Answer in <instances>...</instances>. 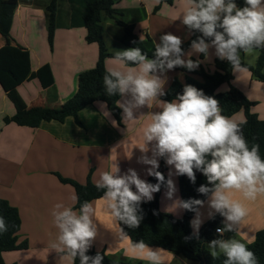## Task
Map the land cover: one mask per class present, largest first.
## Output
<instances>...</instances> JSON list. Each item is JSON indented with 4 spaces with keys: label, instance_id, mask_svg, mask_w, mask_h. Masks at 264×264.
Listing matches in <instances>:
<instances>
[{
    "label": "crops",
    "instance_id": "crops-1",
    "mask_svg": "<svg viewBox=\"0 0 264 264\" xmlns=\"http://www.w3.org/2000/svg\"><path fill=\"white\" fill-rule=\"evenodd\" d=\"M63 2V12L58 8L59 28L55 30L52 48L47 39L48 4L44 0H20L11 35H0V67L20 63L28 66L29 74L20 82L17 90L29 107L61 108L76 94L79 74L93 69L98 60V47L86 42V30L71 27V0ZM191 6L188 0H175L172 6L160 4V0H115L114 7L121 11V20L134 26L140 38L149 36L154 45H160L163 35L172 34L181 39L182 45L192 35L187 25L182 23L183 15ZM157 7L159 10L154 13ZM103 26L104 38L108 29L114 41L110 48L105 39L110 53L123 54L129 51L120 41L123 28L115 20L103 18ZM116 27L122 30V34L117 37L112 35ZM205 44L216 48L212 42ZM198 55L201 52L196 51L194 57ZM239 59L254 66L246 61L245 53ZM45 65L50 66L54 79V84L47 88L42 86L39 79L29 78L30 74ZM105 65L110 73L119 71L122 76L143 74L140 65L129 67L118 58H107ZM199 65L202 66V63ZM147 76L161 83L157 96L139 105L131 88L126 90L119 101L123 111L122 126L104 102H95L80 111L78 120L74 117L67 118L63 123L43 120L37 127L5 123V119L13 117L16 110L0 83V199L18 209L21 217L19 243L28 244L26 250L6 253L4 259L8 264H73L74 259L69 250L59 240L61 231L56 225V215L66 208H71L77 215L80 210H75V188L62 183L61 178L81 185L88 182L96 185L101 174L113 170L112 166L115 165L116 176L128 177L134 172L139 180L148 184L152 176L149 171L159 169L161 154L156 148L157 141L146 142L143 132L152 122L151 114L162 111L161 102H166L162 100V95L174 79L184 81L185 78L169 69L166 63L161 67L158 62L157 67ZM231 86L256 103L252 111L264 120V82L255 80L249 69L241 66L233 70ZM229 90V84L219 88L221 93ZM125 109L132 114L130 120L126 119ZM229 118L237 124L245 121L242 111ZM141 147L147 150L141 151ZM170 157L171 154L165 152L166 174L171 185L168 183V187L161 193L159 207L161 212L183 219L178 169L175 163H168ZM152 160L156 161L157 166L147 162ZM130 188L133 192L138 191L134 184ZM226 194L240 202L248 214L239 222L229 221L225 215L219 226L224 229L223 235L218 237L215 234V238L219 241L237 239L249 245L255 241L256 234L264 229V193H258L255 200L246 199L242 191L227 190ZM150 195L151 199L141 196L140 200H153L154 191ZM212 199L213 195L199 208L191 221L195 234L220 212L212 206ZM91 205L94 209L92 219L96 235L88 241L84 251L104 252L111 260L128 264H149L147 259L137 258L138 253L132 247L135 243L121 232L118 221L113 220L106 211V201L99 199ZM226 225H230L231 230H227ZM205 246L222 254L220 249L212 248L211 241L205 242ZM147 248L160 250L162 264H200L184 261L160 248Z\"/></svg>",
    "mask_w": 264,
    "mask_h": 264
},
{
    "label": "clouds",
    "instance_id": "clouds-1",
    "mask_svg": "<svg viewBox=\"0 0 264 264\" xmlns=\"http://www.w3.org/2000/svg\"><path fill=\"white\" fill-rule=\"evenodd\" d=\"M192 5L183 15L182 23L191 28L200 29L204 36L214 37L212 43L216 46L217 54L221 59L227 58L234 70L241 67L238 48L244 53L253 51V44L257 47L264 46V0H244L245 6L237 7L234 0H188ZM222 29V31H217ZM162 44L155 45L157 61L146 60L140 55L139 49L123 53L130 61L140 62L143 74L122 76L119 71H113L115 82L105 76V83L109 91L118 89L121 94L131 88L137 103L144 105L156 98L161 83L156 78H148L147 73L165 63L171 69L174 65H183L192 69L198 64L191 60L185 62L180 59L181 39L172 34L161 37ZM195 51L207 53L208 45L203 39L199 43L193 42ZM162 111L151 114V123L143 132L146 142L157 141L156 148L160 154H171L169 164L175 163L178 171L186 173L194 180L193 166H203V172L210 183H215L212 206L227 220L239 222L244 219L247 209L238 201L226 194L227 190L242 191L248 200H255L258 193H264V160L259 156V145H254L249 150L239 125L229 117L221 115L218 101L205 97L202 92L194 87L186 86L183 95L171 102H161ZM118 106L119 102H117ZM150 106V105H149ZM127 112L126 119L130 120L132 114ZM147 149L141 147V151ZM211 159L205 161V156ZM156 165V161H147ZM113 170L105 171L97 181L96 187H106L107 192L101 197L106 201V211L113 220L123 221L128 227L139 226V219L135 215L134 205L146 196L151 199L150 193L156 191L139 180L133 172L131 176L120 178ZM162 181L163 176L158 171H149ZM134 184L137 192H133L130 185ZM171 185V181H169ZM201 192H207L205 187ZM201 204V201H194ZM183 207L188 208L189 204ZM227 209V212H223ZM92 215L94 209L89 202H85L80 209V214L66 208L56 215V225L61 231L59 240L69 250L71 257H75L77 250L81 256V264H87L88 257L84 256V249L88 241L95 237ZM231 230L230 225H226ZM7 231L3 220L0 219V232ZM217 232L224 229L217 228ZM219 245L220 251L227 257L224 264H257L253 251L249 250L244 242L237 239L229 241H212V245ZM138 253L137 258L147 259L149 264H162L163 258L160 250L152 251L147 248L143 240L132 245ZM145 249L147 251L145 252ZM213 258L219 253L212 251ZM103 257L99 254L92 264H100Z\"/></svg>",
    "mask_w": 264,
    "mask_h": 264
},
{
    "label": "trees",
    "instance_id": "trees-1",
    "mask_svg": "<svg viewBox=\"0 0 264 264\" xmlns=\"http://www.w3.org/2000/svg\"><path fill=\"white\" fill-rule=\"evenodd\" d=\"M20 0H0V35L9 37L13 26L15 11ZM175 0H160V4L172 6ZM227 2V0H226ZM237 7L245 6L244 0H234ZM72 4V26L73 28L82 27L86 30L85 40L88 44H95L98 47V60L93 69L84 71L78 76V90L76 94L69 99L59 109L46 106L29 107L20 96L17 86L29 74L26 63H20L8 67H0V83L9 99L12 101L16 113L11 118H6L5 123L14 122L19 126L37 127L43 120L65 122L69 117L78 120L80 111L94 104L95 102H104L109 112L122 126V109L117 102L120 101L122 94L118 89L109 91V85L105 83V76L115 82L116 77L112 76L107 70L105 61L107 58H118L125 61L127 66L136 67L140 62L128 60L123 54H112L109 52L105 38L103 18L108 16L115 20L123 28L121 43L129 50L139 49L140 55L146 60L157 61L155 55V45L152 39L147 36L141 39L134 30L133 25H128L121 20V11L117 10L115 0H71ZM159 7L154 10L158 12ZM58 12V0H51L46 6L48 40L51 48L53 47L56 21ZM192 35L188 41L180 45L181 55L192 48L193 42L199 43L203 39L205 43L213 41L214 37H206L200 29L191 28L187 25ZM222 31V29H217ZM253 49L259 50V56L254 66L246 64L240 60L242 67L249 69L255 80L264 82V46L257 47L253 44ZM243 50L241 48L237 49ZM205 53H201L200 59H204ZM214 72L209 73L200 66L198 70L189 69L183 65H174L171 69L184 73L185 80L174 79L169 89L162 95V100L171 102L177 99L178 95H183L184 88L191 86L202 92L205 97L213 98L218 101V108L221 109V115L232 117L239 112H244L245 121L238 123L244 136L246 144L251 150L254 145H259V156L264 160V120L252 111L256 103L251 102L239 89L231 86L233 80V66L227 59L216 58L214 60ZM190 75L199 76L202 83L198 82ZM30 79L37 78L44 88L54 84L53 74L49 65H45L36 73L30 74ZM229 84L230 90L219 92V88ZM80 123V122H79ZM210 155L205 156V161L210 160ZM165 153L160 155V167L157 170L163 176V180H158L154 175L148 179V185L157 187L154 191V199L151 201L139 200L135 203V215L139 219V226L136 228L128 227L123 221H118L121 232L132 242L138 243L143 240L147 247L160 248L171 252L182 259L203 264H224L227 259L224 254L213 258L211 252L205 246V242L214 241L215 231L222 224L225 215L220 211L212 219L206 222L200 232L195 234L191 227V221L195 217L199 208L213 195L215 183H210L203 172V166L197 168L193 166L194 180L186 173L181 174L178 171L179 192L182 204H189L184 207V218L176 219L169 214L161 212L159 199L161 193L168 187V177L166 174ZM62 183L70 184L75 188L77 204L75 210H80L85 202L90 204L93 201L101 199L107 192L106 187L97 188L96 185L88 182L86 185L78 184L69 179L61 178ZM205 187L207 192H201L200 188ZM199 200L201 204L194 201ZM226 212L225 210H222ZM0 219L3 220L7 231L0 232V264H8L4 255L9 252L26 250L27 242L19 243V232L21 229V217L16 207L8 201L0 199ZM205 238V241H202ZM249 250L253 251L257 264H264V229L260 230L255 237V241L247 245ZM103 258L100 264H128L111 260L104 252L94 250L84 251V256L89 259L87 264H92L97 255ZM73 264H81V256L77 251L73 258ZM143 264V263H138Z\"/></svg>",
    "mask_w": 264,
    "mask_h": 264
},
{
    "label": "rangeland",
    "instance_id": "rangeland-1",
    "mask_svg": "<svg viewBox=\"0 0 264 264\" xmlns=\"http://www.w3.org/2000/svg\"><path fill=\"white\" fill-rule=\"evenodd\" d=\"M44 2L45 3H47L48 5L50 4V2H51V0H44ZM63 5H65L64 4V2H63V0H58V8H59V10H62V12H63ZM70 6H71V13H72V4H70ZM57 16H58V12H57ZM106 18H108V16H105L104 17V19H106ZM59 21H58V18H57V21H56V29L57 28H59ZM72 26V25H71ZM47 29H48V24H47ZM77 28H82V27H77ZM55 29V30H56ZM85 29V28H84ZM107 31H106V38H107V41H108V44H109V46H110V48H112V46L114 45V41H113V39H111L110 38V36H109V30L108 29H106ZM48 31V30H47ZM115 34V35H114ZM120 34H122V30L120 29V28H118V27H116L115 28V30L112 32V35H114V36H118V35H120ZM105 38V39H106ZM47 39H48V37H47ZM142 39V38H141ZM48 44H49V40H48ZM213 44V43H212ZM50 45V44H49ZM214 45V44H213ZM51 47V46H50ZM129 51H131V50H129ZM195 50L192 48H190L185 54H183V55H181L180 56V58L182 57V60H184L185 62H187L188 60H191V61H193L194 63H196L197 61L199 62V63H202V68L204 69V70H206V71H208V72H212V70L214 71V65H213V61H214V59L215 58H219V55L217 54V50H216V48H212L211 46H209V48L207 49V56H206V59H204V60H201L200 59V56L198 55V57H194L195 56ZM242 53H244V51L243 50H239V57H241L242 56ZM246 54V61L247 62H249L251 65H255L256 64V62H257V59H258V56H259V50H257V49H253V51L252 52H250V53H245ZM197 58V59H196ZM122 60V59H121ZM199 63L198 64H196V66L194 67V68H192V69H196V70H198L199 68H200V66L201 65H199ZM174 71V70H173ZM174 72H176L178 75L180 74V76L181 77H184L185 78V74L184 73H182V72H179V71H174ZM191 77H194L198 82H200V83H202L203 81H202V79L199 77V76H196V75H190ZM176 77H178V76H176ZM225 85H228V84H225ZM214 241H219L218 239H215ZM212 242V241H211ZM207 247V249L210 251V252H212L209 248H208V246H206ZM212 248H214L215 250L216 249H220L219 248V245L217 244V245H214V246H212ZM185 261V260H184ZM195 263V262H194Z\"/></svg>",
    "mask_w": 264,
    "mask_h": 264
},
{
    "label": "built area",
    "instance_id": "built-area-1",
    "mask_svg": "<svg viewBox=\"0 0 264 264\" xmlns=\"http://www.w3.org/2000/svg\"><path fill=\"white\" fill-rule=\"evenodd\" d=\"M218 228L222 229L221 227H218ZM215 234H216V236L221 237L223 235V231L222 232L215 231Z\"/></svg>",
    "mask_w": 264,
    "mask_h": 264
},
{
    "label": "water",
    "instance_id": "water-1",
    "mask_svg": "<svg viewBox=\"0 0 264 264\" xmlns=\"http://www.w3.org/2000/svg\"><path fill=\"white\" fill-rule=\"evenodd\" d=\"M202 241H205V238H202ZM200 264H203V263H200Z\"/></svg>",
    "mask_w": 264,
    "mask_h": 264
}]
</instances>
